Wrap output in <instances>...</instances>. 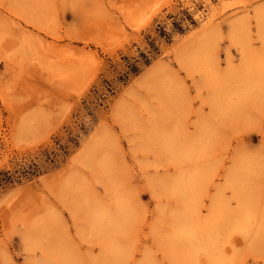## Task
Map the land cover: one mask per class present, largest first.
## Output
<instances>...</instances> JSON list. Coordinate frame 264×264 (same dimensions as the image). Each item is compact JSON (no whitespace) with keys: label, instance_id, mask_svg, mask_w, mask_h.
Returning a JSON list of instances; mask_svg holds the SVG:
<instances>
[{"label":"rangeland","instance_id":"rangeland-1","mask_svg":"<svg viewBox=\"0 0 264 264\" xmlns=\"http://www.w3.org/2000/svg\"><path fill=\"white\" fill-rule=\"evenodd\" d=\"M4 172L0 264H264V0H0Z\"/></svg>","mask_w":264,"mask_h":264},{"label":"bare ground","instance_id":"bare-ground-1","mask_svg":"<svg viewBox=\"0 0 264 264\" xmlns=\"http://www.w3.org/2000/svg\"><path fill=\"white\" fill-rule=\"evenodd\" d=\"M160 67H161V65H155L154 67H153V69L151 70V71H149L150 73H147V74H145V75H143L142 77H141V79L139 80V84L140 83H144V82H146V80L148 79V77L149 78H151L152 76H153V73L154 72H156L158 69H160ZM151 74V75H150ZM145 80V81H144ZM144 81V82H143ZM102 129V128H101ZM102 130L99 132V136L97 135L98 133H96V131L93 133V135H92V138L95 136V134L97 135V137H100L101 135H102ZM96 137V136H95ZM92 138H91V140H92ZM93 140H95L94 138H93ZM98 140V139H97ZM96 141V140H95ZM89 145V144H88ZM90 149H92V147H93V144L92 145H90V146H88ZM241 214V213H240ZM236 218V217H235ZM238 223V222H237ZM108 225V224H107ZM249 228V227H248ZM232 229V228H231ZM244 230V229H243ZM201 239H202V237H200ZM202 241V240H201ZM200 242V241H199ZM205 242V241H204ZM203 243V242H202ZM204 245V244H203ZM218 256V255H217Z\"/></svg>","mask_w":264,"mask_h":264},{"label":"trees","instance_id":"trees-1","mask_svg":"<svg viewBox=\"0 0 264 264\" xmlns=\"http://www.w3.org/2000/svg\"><path fill=\"white\" fill-rule=\"evenodd\" d=\"M150 61L148 60L147 63H149ZM133 73H138L140 71V69L137 66H134L133 68ZM11 173L9 172H4L0 174V182L3 183H8L11 180Z\"/></svg>","mask_w":264,"mask_h":264}]
</instances>
